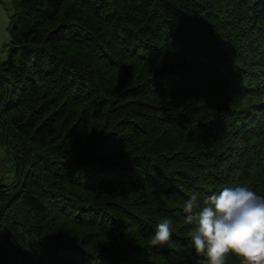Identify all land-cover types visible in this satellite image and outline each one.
<instances>
[{"label": "trees", "instance_id": "16d2710c", "mask_svg": "<svg viewBox=\"0 0 264 264\" xmlns=\"http://www.w3.org/2000/svg\"><path fill=\"white\" fill-rule=\"evenodd\" d=\"M6 30L0 264H199L184 202L264 196V0H11Z\"/></svg>", "mask_w": 264, "mask_h": 264}, {"label": "clouds", "instance_id": "9594fccd", "mask_svg": "<svg viewBox=\"0 0 264 264\" xmlns=\"http://www.w3.org/2000/svg\"><path fill=\"white\" fill-rule=\"evenodd\" d=\"M186 223L194 225L191 244L199 264H226L229 254L241 264H264V196L245 184L225 187L206 196L203 205L193 193L183 204ZM172 223L163 219L155 227L150 246L167 245Z\"/></svg>", "mask_w": 264, "mask_h": 264}, {"label": "rangeland", "instance_id": "374dc122", "mask_svg": "<svg viewBox=\"0 0 264 264\" xmlns=\"http://www.w3.org/2000/svg\"><path fill=\"white\" fill-rule=\"evenodd\" d=\"M11 12V0H0V60L4 56L2 51L3 44L8 41V33L6 27L9 21V14ZM5 166L2 165V173H5Z\"/></svg>", "mask_w": 264, "mask_h": 264}]
</instances>
